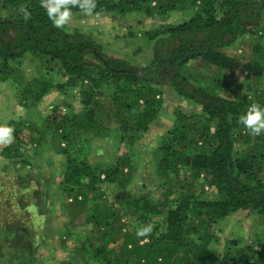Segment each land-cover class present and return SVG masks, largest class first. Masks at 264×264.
Here are the masks:
<instances>
[{
  "label": "trees",
  "instance_id": "16d2710c",
  "mask_svg": "<svg viewBox=\"0 0 264 264\" xmlns=\"http://www.w3.org/2000/svg\"><path fill=\"white\" fill-rule=\"evenodd\" d=\"M96 4L95 12L101 14L136 13L151 18L177 14L180 20L149 33L150 59L138 67L109 58L83 33L54 27L40 0H0V9L8 10L0 18V83L20 73L19 67L12 71L10 62L28 60L37 64L38 73L43 63L53 64L66 77L64 83L54 85L48 77L28 81L23 73L15 79L28 81L21 90L24 102L30 101L28 106L33 108L56 87L61 93L77 89L81 105L75 112L53 108L50 116L38 120L32 116L35 121L25 111L22 121L44 120L43 126L39 123L33 130L22 129V121H8L15 140L11 147H1L0 160L5 164L26 150L33 155L55 150L64 156L63 178L56 188L72 200L69 205L86 224L91 237L80 252L89 255L90 263L264 264V231L246 248L226 240L218 250L212 247L216 239L209 228L204 230L239 211L259 213L264 220V133L247 135L237 122L250 105L264 107V61L238 67L222 55L244 36L255 37L261 45L264 0H96ZM20 6L31 13L28 21L18 14ZM76 13L80 12L73 9ZM196 63L227 82L236 74L235 65L256 86L213 79L202 70L196 71L201 77L194 76L189 69ZM161 87L197 104L205 123L193 121L195 115L185 118L187 123L175 127L154 151L158 187L176 191L178 197L153 199L142 192L126 200H101L100 186L129 183L133 167L128 153L103 167L92 165L86 156L92 140L112 135L114 124L120 141L134 145L135 135L146 132L160 111ZM241 89L245 93L239 95ZM197 185L213 189L216 197L210 202L197 200ZM198 218L205 221L191 226ZM132 221L137 229L151 225V234L138 237ZM196 235H201L197 241ZM118 240L121 243L115 249L103 247Z\"/></svg>",
  "mask_w": 264,
  "mask_h": 264
},
{
  "label": "rangeland",
  "instance_id": "374dc122",
  "mask_svg": "<svg viewBox=\"0 0 264 264\" xmlns=\"http://www.w3.org/2000/svg\"><path fill=\"white\" fill-rule=\"evenodd\" d=\"M6 12L7 9H0V18L6 17ZM179 20L180 16L177 14L164 18L156 16L151 18L136 13L124 17L101 14L99 18H95L76 13L63 29L75 30L89 36L109 58L140 67L146 65L150 59L152 44L148 39L149 33L162 28L164 30L166 26ZM260 43L261 45L255 37L239 38L233 46L223 51L224 61L230 64L237 62L235 64H238V67L250 61L261 63L264 61V37L260 39ZM257 46L259 51L254 50ZM9 66L12 71H18L16 69L19 67L20 73L15 72L0 83V125H6L10 120L22 121L25 111H28L31 118L35 115L37 120L50 116L53 108H62L63 112L69 109L72 112L80 111L77 89L74 88L61 93L56 87H52L33 108L28 106L30 101L24 102L21 97L24 83L34 77H48L54 85L66 81V77L53 64L43 63L39 73L35 67L37 64L33 65L28 60L10 62ZM234 67L236 74L229 77L228 82L240 84L247 82L251 83L252 87L256 86L246 71L240 74L235 65ZM198 70L208 72L213 79L220 78L226 81L224 77L217 75V78L212 72L206 71L203 63L191 65L189 72L201 77L196 73ZM21 73L25 74L23 78L28 81L23 83L15 81L16 78H21ZM215 85L212 83V87ZM244 93V89L239 91V95ZM157 99L161 103L160 111L146 132L135 135L134 145L120 141L118 125L114 124L111 125L112 135L105 139L92 140L91 149L86 155L92 165L103 167L113 160L115 162L116 157L128 153L133 167V178L129 183L122 185L103 183L100 186L101 200L108 199L110 202L126 200L136 198L142 192L150 193L153 199L163 198L170 201L178 197L175 189V192L171 193L158 187L160 176L154 171L156 170L153 165L154 151H157L162 139H165L175 127L187 123L185 118L195 115L193 121L200 125L205 123L200 116V107L179 97L172 89L161 87ZM175 112H178L177 115ZM43 121L28 123L23 120L20 127L26 131L29 128L33 130L32 127L35 125L38 127L39 123L43 126ZM24 133L26 132L22 134ZM35 135H39L38 132H35ZM54 152L56 153L55 150ZM54 152L44 150L33 155L26 150L19 157L5 162V165L0 164V264H98L90 263L89 255L80 252L81 245L91 236L83 218L76 217L75 209L69 205L72 200L66 194L57 191L56 185L63 178L64 156H58ZM2 154L0 152V157ZM185 170L189 177L190 171ZM196 189L199 201L210 202L216 197L215 191L209 187L197 185ZM202 218L206 219L204 215ZM203 219L193 220L191 226L197 227ZM130 224L137 231L136 224L134 222ZM209 226L206 225L204 230L208 231L209 228L216 239L211 241L212 247L219 250L218 247L227 240L235 247L246 248L253 245L256 239L263 237L264 220L259 213L239 211ZM200 236H193V239L197 241ZM145 241L146 239L142 240ZM120 243L118 240L116 244L107 243L103 247L111 250Z\"/></svg>",
  "mask_w": 264,
  "mask_h": 264
},
{
  "label": "clouds",
  "instance_id": "9594fccd",
  "mask_svg": "<svg viewBox=\"0 0 264 264\" xmlns=\"http://www.w3.org/2000/svg\"><path fill=\"white\" fill-rule=\"evenodd\" d=\"M41 7L45 9L48 19L56 28H64L73 18V9L81 14L99 18L101 13L95 12L96 0H40ZM18 14L25 21L31 18V13L24 6H20ZM245 134L258 137L264 133V107L259 104H252L247 111L238 118ZM14 128L7 125H0V146H10L14 143ZM152 232V226L146 225L137 229L138 237H147Z\"/></svg>",
  "mask_w": 264,
  "mask_h": 264
},
{
  "label": "crops",
  "instance_id": "0c3cea01",
  "mask_svg": "<svg viewBox=\"0 0 264 264\" xmlns=\"http://www.w3.org/2000/svg\"><path fill=\"white\" fill-rule=\"evenodd\" d=\"M6 87H8V86H6ZM0 162H1L0 164H2V165H5L4 163H2V161H1V160H0Z\"/></svg>",
  "mask_w": 264,
  "mask_h": 264
}]
</instances>
